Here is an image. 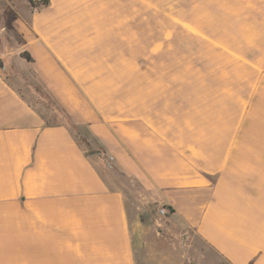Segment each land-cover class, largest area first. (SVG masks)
Here are the masks:
<instances>
[{"label": "crops", "instance_id": "1", "mask_svg": "<svg viewBox=\"0 0 264 264\" xmlns=\"http://www.w3.org/2000/svg\"><path fill=\"white\" fill-rule=\"evenodd\" d=\"M48 1L34 7L30 0H0V264H12L1 253L22 248L23 230L8 223L24 215L54 237L55 250L40 251L30 241L22 264H264V147L250 146L253 134L219 135L230 142L216 167L206 162L213 149L189 145L177 153L187 169L150 170L109 124L141 122L175 152L157 132L156 103L112 119L92 102L98 120L92 109L83 121L103 157L112 158L111 168L134 182L141 198L130 199L128 187L114 188L102 176L98 153L83 156L65 126L44 124L14 85L19 75L12 66L36 69L60 90L54 76L61 66L76 76L72 61L89 49L94 28L114 9L111 0ZM161 206L171 214L159 215ZM182 233L189 242L181 244Z\"/></svg>", "mask_w": 264, "mask_h": 264}, {"label": "rangeland", "instance_id": "2", "mask_svg": "<svg viewBox=\"0 0 264 264\" xmlns=\"http://www.w3.org/2000/svg\"><path fill=\"white\" fill-rule=\"evenodd\" d=\"M111 5L118 7L111 10L110 16L105 14L101 18L103 26L94 28V42L89 43V49L79 55V60L72 61L76 76L63 66L54 76L60 90L55 92L51 81L43 79L34 68L12 66L19 75L13 79L14 85L45 125L65 126L83 156L98 153L102 160L97 167L102 176L114 188L121 184L128 187L130 199L141 198L135 195L134 182L108 165V157H103L100 144L89 133L87 121H83L90 118L92 109L96 112L93 119L98 120L92 102L112 119L142 114L141 109L156 103L153 114L157 117V132L169 137L175 152L141 122L126 125L117 120L109 124L115 138L121 137L128 150L150 170L168 165L181 169L184 166L177 153L189 145L207 153L213 149L214 154L208 155L206 162L216 167L230 142L219 135L229 137L236 131L254 135L248 141L250 146L264 147V43H258V29L247 24L264 25V0H111ZM174 21L183 25L182 30L164 29L160 33L163 41L148 44L156 27L173 26ZM173 33L182 38L198 35L206 44L199 48L189 41L180 45L178 40L180 48L187 51L195 46V53L186 55L171 42ZM230 41L239 50L245 45L255 48V62L250 63L230 50ZM159 52L163 54L152 56ZM23 63L27 64L25 60ZM185 157H191L192 166H198L193 156ZM207 178L213 180L215 176ZM8 224L23 230L17 242L22 248L1 253L6 258L4 262L22 264L30 254L25 252L30 241L40 251L55 250L54 237L46 235L30 216ZM29 224L32 231H28Z\"/></svg>", "mask_w": 264, "mask_h": 264}, {"label": "trees", "instance_id": "3", "mask_svg": "<svg viewBox=\"0 0 264 264\" xmlns=\"http://www.w3.org/2000/svg\"><path fill=\"white\" fill-rule=\"evenodd\" d=\"M195 1V0H194ZM197 1V0H196ZM199 1V0H198ZM30 2H31V4L34 6V7H46V6H48V4H49V1L48 0H30ZM230 3H231V1H230ZM214 10H215V7H214ZM217 10V9H216ZM155 10H153V12H154ZM219 12L221 13V14H223L224 15V13H222V11H220L219 10ZM152 13V12H151ZM158 14V13H157ZM229 18H233V16H228ZM176 18H179L178 16H176ZM182 18H184L183 19V21H186V19H185V17H182ZM174 23V25L173 26H168V25H165V26H162V27H156L157 28V30H156V32L155 31H153V36L152 37H149L148 39H150V40H148L149 41V43L148 44H150V45H152V44H155V43H158V42H160V41H163V35L162 34H160L164 29H172L173 27H175L176 29H181L182 30V24H180V22H177V21H174L173 22ZM248 25H254L255 26V28L256 29H258V33H260L261 35H260V41H258V43H264V25H262V24H259V23H257V24H252L251 22H248L247 23ZM159 29V30H158ZM189 37H190V39H189ZM189 37H184V38H182V37H180V36H178V34L177 33H173V38H172V40H171V42L173 41L174 43H173V45H178L179 43H180V45H181V43L182 42H185V41H189V42H192V43H194V45H196V46H198L199 48H200V46H204L206 43H205V41L202 39L203 37H200V36H196V35H190ZM141 40H142V42H143V37L141 38ZM178 40H179V43H178ZM147 41V42H148ZM196 42H198V43H196ZM178 43V44H177ZM229 44V43H228ZM193 45V44H192ZM230 46H229V48H230V50H232L233 52H235V53H237L238 55H240L242 58H244V60H246V61H248V62H250V63H253V62H255V60H256V58L254 57V55H257L258 54V51H256V49L254 48L253 49V47H249V46H247V45H245L244 46V49H242V50H239L236 46H233L234 45V43L233 42H231L230 41V44H229ZM232 45V46H231ZM263 46V45H262ZM176 48V50L178 51V52H180V53H184V54H186V55H191V54H194L195 52H194V50H195V46H194V48H192V49H188V51L186 50V49H182V48H180V46L178 45V46H176L175 47ZM201 50L202 51H204V49H202V47H201ZM244 51H246L247 52V54L246 53H244ZM188 52H190V53H188ZM161 54H163L162 52H159V53H156V54H154V55H152L153 57H157L158 55H161ZM22 56H24L27 60H30V57L26 54V53H22Z\"/></svg>", "mask_w": 264, "mask_h": 264}, {"label": "built area", "instance_id": "4", "mask_svg": "<svg viewBox=\"0 0 264 264\" xmlns=\"http://www.w3.org/2000/svg\"><path fill=\"white\" fill-rule=\"evenodd\" d=\"M111 159H112L111 157L108 159V165H110ZM158 213L162 217H167L168 215L171 214V211L167 206H161L158 209ZM180 241H181V244H185V243L189 242V234L188 233H182L180 236Z\"/></svg>", "mask_w": 264, "mask_h": 264}, {"label": "water", "instance_id": "5", "mask_svg": "<svg viewBox=\"0 0 264 264\" xmlns=\"http://www.w3.org/2000/svg\"><path fill=\"white\" fill-rule=\"evenodd\" d=\"M88 156L90 157V158H93L94 156H95V153L93 152V153H90V154H88Z\"/></svg>", "mask_w": 264, "mask_h": 264}]
</instances>
